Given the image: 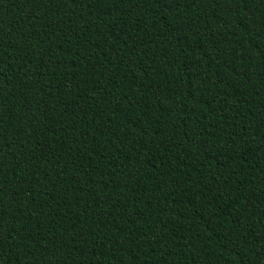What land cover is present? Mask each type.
<instances>
[{"label":"trees","instance_id":"obj_1","mask_svg":"<svg viewBox=\"0 0 264 264\" xmlns=\"http://www.w3.org/2000/svg\"><path fill=\"white\" fill-rule=\"evenodd\" d=\"M0 264H264V0H0Z\"/></svg>","mask_w":264,"mask_h":264}]
</instances>
